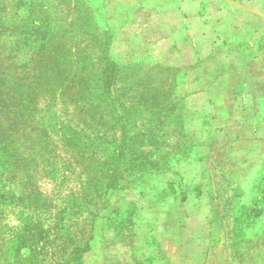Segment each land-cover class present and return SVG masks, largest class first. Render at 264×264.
I'll return each instance as SVG.
<instances>
[{"label":"trees","instance_id":"trees-1","mask_svg":"<svg viewBox=\"0 0 264 264\" xmlns=\"http://www.w3.org/2000/svg\"><path fill=\"white\" fill-rule=\"evenodd\" d=\"M91 11L0 0V247L12 252L2 264H84L106 196L167 173L192 146L182 82L167 79L185 67L156 64L155 79L117 63L110 26L87 22ZM243 208L260 219L264 196Z\"/></svg>","mask_w":264,"mask_h":264},{"label":"rangeland","instance_id":"rangeland-1","mask_svg":"<svg viewBox=\"0 0 264 264\" xmlns=\"http://www.w3.org/2000/svg\"><path fill=\"white\" fill-rule=\"evenodd\" d=\"M81 1L92 10L87 22L110 26V55L121 65L135 63L139 73L151 70L159 79L156 64H178L181 52L194 47L181 36L186 24L171 9L185 0ZM196 1L204 8L216 0ZM73 18L76 13L65 16ZM200 22L190 29L192 38L202 35L197 45L206 55L167 73L168 81L182 82L177 90L192 146L184 145L185 154L172 158L167 173L106 196L93 232L85 233L92 239L84 264L264 263V213L253 221L255 212L242 204L250 188L264 196V123L246 118L264 101V25L261 48L231 51L235 32L228 38L208 15ZM169 33L172 42L163 40ZM6 250L0 247V264L10 261Z\"/></svg>","mask_w":264,"mask_h":264},{"label":"crops","instance_id":"crops-1","mask_svg":"<svg viewBox=\"0 0 264 264\" xmlns=\"http://www.w3.org/2000/svg\"><path fill=\"white\" fill-rule=\"evenodd\" d=\"M201 6L202 4L198 3L196 0H185L184 3L180 2L177 7H171V9H174L178 13L177 15L180 17V21H182L184 25L186 24V28H184L181 36L194 46V49L190 46V48H186L185 53L181 52L180 57L182 60L173 66L186 67L197 62L204 54L206 55V53H204L205 50L201 49L202 46H200V43H202V39H200L202 35L192 38V36H194L192 35L194 30H191L195 25H201L200 19L202 14L205 16L208 15L213 24H221L222 27L224 26L228 38L231 39L230 34H232V32L238 35V39H232L236 40V45L231 51L252 50L253 47L258 49L262 47L263 38L260 35V28L264 25V0H216L206 6L204 5V8H201ZM241 15H244V17ZM241 18H243V20L240 21ZM238 20L240 22H238ZM240 23L241 25L244 23L251 28L249 30L242 29L241 25H239ZM163 40L172 42L174 39L169 33L168 37H164ZM198 43L200 44L199 47L197 45ZM186 47H189V44H186ZM250 108L254 111H251L252 116H249L251 118L246 117L249 119V122L264 123V101L257 102V105H252ZM260 108L263 109V112L259 111ZM262 167H264V165ZM260 169L262 170L263 168ZM251 186L253 185H250V187ZM251 189L252 188L244 191L243 194L242 201L246 205H253L259 200L258 194L254 190L251 191Z\"/></svg>","mask_w":264,"mask_h":264}]
</instances>
